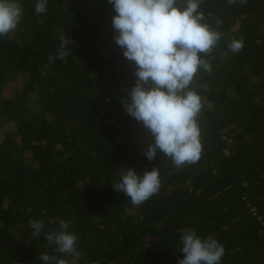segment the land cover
<instances>
[{
	"label": "trees",
	"instance_id": "16d2710c",
	"mask_svg": "<svg viewBox=\"0 0 264 264\" xmlns=\"http://www.w3.org/2000/svg\"><path fill=\"white\" fill-rule=\"evenodd\" d=\"M19 3L17 29L0 37V264L71 260L32 236L33 221L52 232L59 220L78 237L77 264H178L182 229L223 244L221 264H264V0H203L222 38L193 85L203 151L180 168L159 151L145 157L154 141L121 104L135 66L107 0H48L39 15L37 0ZM153 167L161 187L141 205L113 190L126 168Z\"/></svg>",
	"mask_w": 264,
	"mask_h": 264
},
{
	"label": "clouds",
	"instance_id": "9594fccd",
	"mask_svg": "<svg viewBox=\"0 0 264 264\" xmlns=\"http://www.w3.org/2000/svg\"><path fill=\"white\" fill-rule=\"evenodd\" d=\"M48 0H37V15L47 11ZM115 15L112 27L117 35L114 41L123 50V56L135 66V85L128 90L129 99L121 104L150 133L154 142L142 149L152 161L157 152L170 158L178 168L199 161L203 148L198 117L203 103L193 85L203 70L212 67L207 56L219 44L222 35L205 21L200 11L203 0H107ZM247 0H227L229 5ZM23 16L19 0H0V37L14 32ZM221 20H216L219 26ZM231 53L243 50V40L232 39L228 45ZM62 42L56 59L69 55ZM228 53L224 55L227 56ZM127 171L112 183L114 191L123 193L134 206L146 202L161 187L158 168L153 167L138 175L134 169ZM59 229L43 232L44 222H32V236L43 238L57 255L41 254L43 264H77L84 255L78 250V237L68 231L70 221L59 220ZM180 252L183 259L178 264H221L225 254L223 244L213 238H202L193 229H182Z\"/></svg>",
	"mask_w": 264,
	"mask_h": 264
},
{
	"label": "rangeland",
	"instance_id": "374dc122",
	"mask_svg": "<svg viewBox=\"0 0 264 264\" xmlns=\"http://www.w3.org/2000/svg\"><path fill=\"white\" fill-rule=\"evenodd\" d=\"M141 127H142V126H141ZM141 130H142V132H141V135H142V136H144V135H146V134H147V135H150V133H148L145 129H143V127H142ZM150 136H151V135H150ZM151 138H152V137H151Z\"/></svg>",
	"mask_w": 264,
	"mask_h": 264
}]
</instances>
